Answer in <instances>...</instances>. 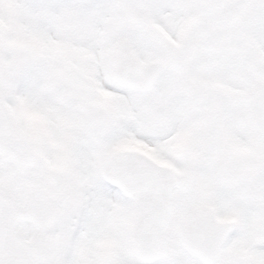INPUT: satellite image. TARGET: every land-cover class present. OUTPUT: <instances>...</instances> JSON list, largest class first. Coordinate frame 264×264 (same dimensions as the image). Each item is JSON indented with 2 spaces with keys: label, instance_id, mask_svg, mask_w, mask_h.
Segmentation results:
<instances>
[{
  "label": "snow or ice",
  "instance_id": "snow-or-ice-1",
  "mask_svg": "<svg viewBox=\"0 0 264 264\" xmlns=\"http://www.w3.org/2000/svg\"><path fill=\"white\" fill-rule=\"evenodd\" d=\"M0 264H264V0H0Z\"/></svg>",
  "mask_w": 264,
  "mask_h": 264
}]
</instances>
